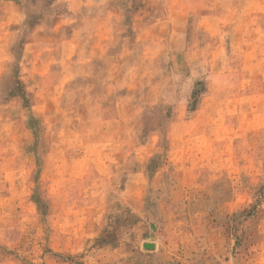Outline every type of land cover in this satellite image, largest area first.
Instances as JSON below:
<instances>
[{"label": "rangeland", "instance_id": "rangeland-1", "mask_svg": "<svg viewBox=\"0 0 264 264\" xmlns=\"http://www.w3.org/2000/svg\"><path fill=\"white\" fill-rule=\"evenodd\" d=\"M0 264H264V0H0Z\"/></svg>", "mask_w": 264, "mask_h": 264}, {"label": "crops", "instance_id": "crops-1", "mask_svg": "<svg viewBox=\"0 0 264 264\" xmlns=\"http://www.w3.org/2000/svg\"><path fill=\"white\" fill-rule=\"evenodd\" d=\"M73 1V0H72ZM72 2H69L70 10H68V14L66 16H61L59 18L61 22L59 26H55V28H52L51 33L47 35V37H52L54 35H59L61 38L55 39L54 43L56 47L53 50V54L60 50V54L63 56L69 57L72 55V53H77V56L80 55V51H83L85 53H89V57H92L93 55L95 57L101 58L104 48V43L109 41H113V33L108 34L106 33L104 29V23L106 17L103 16V13L98 12L96 15L93 14L91 17H86L84 14L77 12V9L72 6ZM87 19L86 22H82L81 20ZM56 22V23H58ZM62 23L65 25H71L70 32H68L67 26H62ZM66 31L68 33H66ZM105 38V39H104ZM91 42L90 44H93L91 48H87V43ZM60 46L62 47L60 49ZM87 48V49H86ZM56 49V50H55ZM82 49V50H81ZM87 50V51H86ZM78 51V52H77ZM68 54V55H67ZM86 57V56H85ZM72 67H76V64H72ZM79 66V63L78 65ZM76 75H62V74H54L53 75V87L52 89L55 90L56 93L62 94L63 97L65 96L66 92L69 94L68 91H75L76 88L70 87L67 89L66 84H73L75 77H80ZM95 81L97 77L95 76ZM50 84V82H49ZM60 90V91H59ZM58 98H61L58 97ZM73 105L76 106L75 103L69 105V106H63V107H54L53 109L49 110H72Z\"/></svg>", "mask_w": 264, "mask_h": 264}, {"label": "water", "instance_id": "water-1", "mask_svg": "<svg viewBox=\"0 0 264 264\" xmlns=\"http://www.w3.org/2000/svg\"><path fill=\"white\" fill-rule=\"evenodd\" d=\"M145 247H146V248H152V247H154V245H153V244H150V243H146V244H145Z\"/></svg>", "mask_w": 264, "mask_h": 264}]
</instances>
